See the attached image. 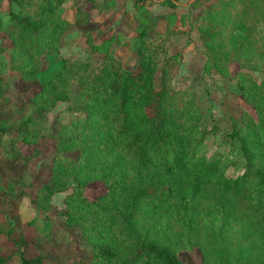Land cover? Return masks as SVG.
<instances>
[{"label": "trees", "instance_id": "obj_1", "mask_svg": "<svg viewBox=\"0 0 264 264\" xmlns=\"http://www.w3.org/2000/svg\"><path fill=\"white\" fill-rule=\"evenodd\" d=\"M7 1L18 9L9 11L12 48L0 45V54L8 52L12 70L38 89L21 106L30 113L16 117L24 110L9 104L0 72V264H10L13 253L16 264H185L178 252L192 248L202 251L203 264H264V0H215L198 17L207 26L200 30L205 67L220 74L232 61L246 66L236 74L237 91L255 115L242 110L226 129L208 116L197 91L173 88L175 56L163 41L174 30L162 29V18L139 32L132 67L117 58L95 65L68 58L40 82L42 55L62 44L91 0L74 1V22L58 15L53 0ZM59 102L83 117L50 127L47 114ZM217 136L218 146L238 148L235 176L226 174L221 153L208 154L207 139ZM42 138L55 142V152L32 201L47 211L51 197L67 191L58 213L80 229L85 258L43 256L31 223L17 215L33 157L20 144L35 147ZM94 181L106 191L88 199L84 189ZM230 233L238 234L235 245Z\"/></svg>", "mask_w": 264, "mask_h": 264}, {"label": "rangeland", "instance_id": "obj_2", "mask_svg": "<svg viewBox=\"0 0 264 264\" xmlns=\"http://www.w3.org/2000/svg\"><path fill=\"white\" fill-rule=\"evenodd\" d=\"M75 0H53L58 6V15L74 22L76 16ZM177 5L171 7L168 3L156 2L144 5H135L130 0H91L85 5L88 14L82 16L79 24L72 25L69 33L63 37L62 44L51 52L42 55L41 71L38 75L40 82H46L58 72L65 59L77 61L90 60L98 64L104 58H117L124 64L132 67L136 63V47L139 44V32L148 25L161 24L162 29L168 25L174 32L163 41L167 54L174 57V66L171 72V84L174 89H190L198 93L202 107L209 117H214L220 128L226 129L232 116L240 117L242 110L252 116L255 112L243 100L237 91L236 74L246 66H239L232 61L226 69L219 74L211 67L206 66V54L200 30L207 26L198 22V17L205 8L215 0H175ZM17 10L4 0L0 3L1 33L0 45L6 49L12 48V43L7 35L10 25L9 11ZM166 54V56H167ZM163 57L165 54L160 53ZM0 72L9 81L7 91L10 105L16 110L22 109L16 117L26 116L23 106L27 98L37 89V83L26 84L11 68L8 52L0 54ZM232 79H226L229 76ZM259 81L263 74H254ZM26 106V105H25ZM15 117V116H14ZM81 112L68 109L67 102H59L47 114V125L54 127L57 124H68L82 118ZM218 136L207 139L208 154L214 152L223 155L226 174L235 176L240 173L241 159L236 146L229 144L218 146ZM35 148L39 151L34 154ZM55 142L51 138H42L33 145L20 144L22 153L32 154L27 167V181L31 184L26 188V196L21 203L16 205V212L23 223H31V233L39 252L50 258L71 256L75 253L85 258L84 246L79 239L77 225L67 224L60 211L65 207L67 191L55 193L50 203L51 209L43 211L33 203L38 192V187L50 177V168L55 152ZM74 155L70 153L69 156ZM238 162L232 165V162ZM71 185V184H70ZM106 188L99 181L91 182L84 189V196L96 199L103 195ZM231 234V233H230ZM235 245L237 233L229 235ZM206 244V243H205ZM207 245V244H206ZM209 246V245H207ZM210 247V246H209ZM34 255V253H27ZM178 257L185 264H203V254L198 248L182 250ZM19 253H13L9 259L10 264H16Z\"/></svg>", "mask_w": 264, "mask_h": 264}]
</instances>
